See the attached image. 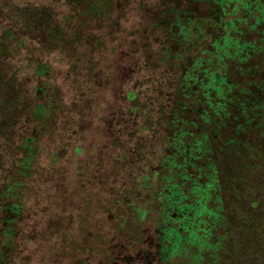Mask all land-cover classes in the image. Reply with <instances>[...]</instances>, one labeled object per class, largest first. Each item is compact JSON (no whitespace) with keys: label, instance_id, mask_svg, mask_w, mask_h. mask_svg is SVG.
Returning a JSON list of instances; mask_svg holds the SVG:
<instances>
[{"label":"rangeland","instance_id":"374dc122","mask_svg":"<svg viewBox=\"0 0 264 264\" xmlns=\"http://www.w3.org/2000/svg\"><path fill=\"white\" fill-rule=\"evenodd\" d=\"M214 7L219 8L213 0H0V211L4 204L20 206L22 217L15 227L23 233L17 240L21 253L9 254V264H99L111 258L108 242L117 235L127 245L122 250L136 252L139 245L128 249V240L141 228L147 233L154 228L166 201L153 197L166 187L165 181L147 189L141 178L130 180L135 195L112 209L114 200L90 190L82 179L94 168L108 170L121 160L127 167L140 159L144 168L165 165L168 140L161 130L174 95L184 97V120L187 113H212L208 124L216 131L218 150L234 154L227 157L229 180H220L223 186L213 194L220 209L211 217L219 227L210 239L214 249L205 252L197 244L191 249L197 260L182 255L176 264H264V143L249 141L253 134L260 137L264 121L259 129L246 128L240 142L221 126L240 121L220 88L226 87L230 97L248 95L246 83L227 87L238 85L248 66L233 41L225 44L224 13L219 8L211 18L208 11ZM176 11L180 15L172 20L173 30L151 41V25ZM244 15L233 10V19L246 20ZM92 18L100 48L85 45ZM246 21L251 24L253 18ZM248 24H242L244 31ZM246 38L260 42L264 35L252 32ZM133 48L141 49L138 67L130 61L128 69L117 71L119 52ZM95 64L114 69V76L105 78L107 88L102 77L91 78ZM214 74L220 75L216 82ZM220 99L223 105L215 109ZM38 104L43 108L36 116ZM259 113L264 120V109ZM224 116L228 120L222 122ZM113 132L115 141L103 150ZM97 158L103 162L90 167ZM9 187L11 196L5 191ZM143 208L154 213L146 212L138 221L137 211ZM120 214L126 221L117 218ZM60 217L65 227L52 226Z\"/></svg>","mask_w":264,"mask_h":264},{"label":"flooded vegetation","instance_id":"af4514ba","mask_svg":"<svg viewBox=\"0 0 264 264\" xmlns=\"http://www.w3.org/2000/svg\"><path fill=\"white\" fill-rule=\"evenodd\" d=\"M174 7L178 8L179 6ZM114 8L118 13H120V6L118 7V5H115ZM107 13L105 14L108 17ZM177 15H180L179 13H177V11L175 15L166 13L163 14V20H161L159 23H153L151 25L150 32L151 41H157V39L161 38V35H166L164 33L171 32L170 30H173V28L175 27L172 20L176 19ZM91 23L92 24L88 25L89 30L91 31L88 35L89 39L87 40L86 38L85 45L87 43V45H91L94 48H100L99 42L102 39H99L98 37L95 39V33L96 31H98V29H95L96 19L92 18ZM114 24H117V22H115ZM113 30L115 31V33L117 32V29ZM110 35H112L111 30L108 31L106 37L108 38ZM136 35H138V32ZM133 40L135 42V35L133 37ZM119 53L120 55L118 56V60L116 61L117 65H115V69L117 71L128 69V67H130V61L134 62L133 67H138L139 57L141 54L140 48L120 51ZM182 57L183 55L181 56V59ZM126 61H128V66H126ZM90 70L91 78L93 80H97L98 78L102 77L103 84H105L104 87L107 88L109 83L105 78L109 79L111 76H114V69L110 67H105V69H103L95 64L90 67ZM132 73L133 75L135 74L134 69ZM219 77V74H214V82H216ZM211 89H213V87H211ZM180 92L184 93V88H182ZM169 104V113L168 116H166L165 122L163 124V130H161L162 134L166 136L165 139L167 138L168 140L167 144L164 143V148H166L167 146V151L165 150L163 152V155L166 156L165 165L159 166L158 164L155 166H149V168H144L141 165L143 160L140 159V161H131L129 163V166L127 167L124 165L125 161L117 159V162L121 160L119 165L117 164L116 166H114L115 162L111 163V166L108 168V170L102 168L101 170H99L94 168L90 170L88 176L84 177L83 179L81 178L82 180H88L89 184L87 183V187L90 190H98V193L107 194V196L111 197L114 200L113 203H110V208L123 206L124 200L126 199V197H128L127 195H135L134 189H132L131 187L130 180H138L139 178H141V182H144V185L147 189H156L159 181H165L164 183H166V187L160 190V194L158 195V197L156 198L155 195L153 197L156 202L161 200L166 201L164 204L162 203L157 218L159 222H157L156 220L153 229L149 227V230L152 229L150 232H144L145 230H147V228H141L136 231L137 234L136 236H134V238L128 240L130 243V245H128V249H133L135 245H139V247L136 249V252H134V249L129 251V253H127L125 250H122V248H125L127 245L121 242L123 236L117 235L112 238V243H110L111 241L108 242L109 249L115 248V251L112 249L111 256H109L111 258L107 257V259L106 257H104V259L99 264H111V262H114V264H159L160 252L162 250V240L161 242H158V236H160L158 234L160 233L161 228L159 224H161L164 229L167 230L179 228L180 222L176 220L179 219L181 221L184 218V213H186L184 212V210L188 213L189 206L197 202L199 194L196 195V193L199 184L204 183L205 180H208L214 185L213 188H218V191L215 192L217 193L223 186L220 180H223L224 182L226 180H229L226 171L228 168H231L232 165L229 164L230 160L227 161V157L230 155L234 156V154H221V152L218 150L216 131L213 129V126H210V124H208L210 121V113L208 115V113L206 112L204 113L206 116H204L201 112H199L197 117L190 113H187L184 120V97L180 98L174 95L172 96L171 102ZM173 111H176V114H174ZM174 117L183 118V121H181L180 119L178 120ZM224 118L225 119H222V122L228 120L227 116H224ZM198 119H200V121H202L203 119L204 122L200 123L198 122ZM212 122L214 124H217V119L214 118ZM113 124L116 127V123ZM231 124L232 123L230 120L229 122H227V124L222 123L221 126L226 129ZM117 125L121 126L120 123H118ZM91 130L92 129H87L86 133L90 132ZM169 132L171 133L169 134ZM115 133L116 132H113L111 135L107 134L108 145L106 146V148H103V150L111 147L109 143L112 144L115 141ZM229 133L232 135L231 131ZM230 138H233V140H235L232 136H230ZM160 140H163L161 136ZM193 143H196V145H193ZM233 143L234 141H230V145H233ZM169 149L174 150L173 153L169 152ZM92 161L93 162L89 165L90 167H94L103 162L101 158L93 159ZM105 163L108 164V160H106ZM125 174H129V176H125ZM125 180H127V182H125ZM115 187L117 188L115 189ZM99 190L101 192H99ZM205 204L211 211H220V209L216 207L213 199L210 201H206ZM145 209L144 211L148 212L151 215L152 212L154 213L152 209ZM63 210L64 209H61V211ZM167 211L171 212V218H167ZM179 212L181 213L178 214ZM115 213L117 214V211ZM66 215H68L67 220L69 221L71 226H74V221L71 220L72 218H70L71 215ZM35 217L37 218V216ZM152 217L156 219L157 216L155 217L154 215ZM117 218L119 220L121 219V221L122 219L126 221V217L124 216V214L118 215ZM63 219L64 218L62 217H60V219H54L52 226L61 225L65 227V225H62L64 223L63 221L65 220ZM137 220L139 221V219ZM30 221L31 219L28 218L27 223ZM135 221L136 220H134V222ZM35 225L39 226L40 222H37ZM180 232L182 235L185 234L184 229H180ZM161 235H163V233H161ZM150 238H154L153 242L148 241V239ZM120 244L122 246H120ZM147 245L150 247H148ZM194 247L195 245L192 244L186 245V248L192 249ZM182 255L183 254H181L180 256ZM178 259L183 258L178 257ZM167 263L170 264V262ZM85 264L92 263L87 262ZM160 264L164 263L160 262Z\"/></svg>","mask_w":264,"mask_h":264},{"label":"trees","instance_id":"16d2710c","mask_svg":"<svg viewBox=\"0 0 264 264\" xmlns=\"http://www.w3.org/2000/svg\"><path fill=\"white\" fill-rule=\"evenodd\" d=\"M213 1L224 13L222 28L227 32L226 38H224L226 42L225 44L229 43V41H233L237 45L238 50L245 56L243 62L248 66L247 70L240 75L238 79V85L237 83H229L227 86L232 90L233 86L239 87L242 86L243 83H246V88L249 90V92H247L248 95L243 97L240 92V94L236 95V97L235 95L233 96V94H231L230 97L228 94L230 92L227 93L225 91L226 87L222 86L220 88V91H222L224 95L223 98L228 97L233 103V107H231L233 117L237 121H240L238 125H229L226 129L227 131L233 132L234 136L238 139V142H240L243 140L242 133L246 131V128L252 127L253 129H259L262 127L261 125L263 124L261 123L264 121L262 120L259 113L260 109H264V39H261L260 42H256L250 41L248 38H246V36L252 32L256 33V35H259L260 33L264 35V0ZM219 8L214 7L209 9L208 13L211 18L217 17V14L220 11ZM228 9H232L230 13L228 12ZM233 10L236 13L243 12L245 14L244 17L246 20L253 18V23L248 24L246 20L233 19ZM252 11H254L253 15ZM243 23L249 25V28L246 31H244V29L241 27ZM258 28H260V30ZM234 97L236 101L234 100ZM222 105L223 102L221 99L217 104L214 102V107H216L215 109H218ZM42 108L43 106L38 104V107L35 110L36 116L37 114L39 115L41 113L40 109ZM249 141H252V145L258 143L259 141L264 143V130L261 132L260 137L253 134L252 137L249 138ZM213 187L214 185L208 180H205L204 183L199 184L196 193V195L199 194L197 202L189 206L188 213L184 210L186 213H184V218L181 221L179 219L176 220L180 222L179 228L167 230L164 229L161 224H159L161 228L160 233L158 234L160 235L158 236V239L162 240V255L160 252L159 264L160 262L164 264H168L167 262L173 264L175 262L176 264L178 257L183 258V256H180L181 254L184 255V260L187 257L197 260L198 257L196 258V254L193 253L190 248H186L187 244L195 245V247L197 244H199L200 247L205 248V252H209L211 249H214L210 243V239L214 236V232H216L217 228L219 227L217 226V223L215 224L213 221H211V217L219 212L214 210L211 211L205 204L206 201L212 200L213 194L218 191V188ZM11 189L12 188L10 187L5 189V191H8V194H10L9 196H11L13 193L9 192ZM137 213V217H140L139 220L143 219L144 215L146 214L144 210H138ZM180 213L181 212L178 214ZM20 217H22L20 206L18 207V205L5 204L1 206L0 264H9V254L13 255L14 253H21V247H19L17 240L22 236L23 233L15 227L16 221ZM171 217V212L167 211V218ZM157 222L159 221L157 220ZM180 229H184V232L187 235H182ZM161 233H163V235H161ZM3 236L7 237L8 239H5L6 241L1 240V237ZM24 240L28 241L26 237ZM200 258L202 257L200 256L199 259ZM197 263L198 262L195 264ZM207 264L211 263L207 262Z\"/></svg>","mask_w":264,"mask_h":264}]
</instances>
